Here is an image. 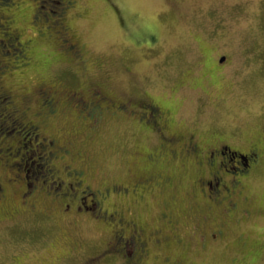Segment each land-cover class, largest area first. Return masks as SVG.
Segmentation results:
<instances>
[{"label":"rangeland","instance_id":"obj_1","mask_svg":"<svg viewBox=\"0 0 264 264\" xmlns=\"http://www.w3.org/2000/svg\"><path fill=\"white\" fill-rule=\"evenodd\" d=\"M50 1L57 18L60 0ZM38 3L0 4V39L8 29L17 32V42H29L27 60L10 55L6 46L0 55V91L11 95L0 110V183L5 188L0 194V264H125L119 255L100 253L111 238L107 221L67 216L47 198L45 192L54 194L48 186L55 177L43 170L44 155L40 159L37 150L35 156L31 151L41 139L33 138L28 124L69 148V155L47 160L64 181H72L64 165L82 169L92 189L126 184L133 167L138 172L136 166L143 164L139 154L160 141L135 122L137 114L105 115L98 131L85 137L91 119L64 102L68 91L86 94L94 81L117 103L148 97L162 103L174 127L181 134L196 133L203 147L220 140L240 151L258 145L261 162L250 174L246 194L262 213L232 219L227 234L206 250L193 240L194 221L186 212L192 194L198 193L191 186L194 165L166 162L153 170L162 169L174 180V189L165 195L179 235L190 239L185 264H264V0H77L67 10L65 23L84 50L82 68L61 56L65 46L56 30L44 28L50 22L43 26L35 18ZM47 7V0H41L43 19L48 18ZM221 55H227L225 62ZM40 86L55 90L58 100L54 114L44 121L33 115L44 107L37 95ZM24 105L30 108L23 119L27 125L17 126L18 131L6 109ZM24 161L28 182L38 180L33 198H21L24 185L17 163ZM165 195L146 192L138 201L112 193L102 206L112 212L122 205L150 236L158 223L167 228L158 220ZM161 251L150 244L145 261L163 264Z\"/></svg>","mask_w":264,"mask_h":264},{"label":"flooded vegetation","instance_id":"obj_2","mask_svg":"<svg viewBox=\"0 0 264 264\" xmlns=\"http://www.w3.org/2000/svg\"><path fill=\"white\" fill-rule=\"evenodd\" d=\"M40 1L36 7L37 10L35 9L37 12L35 18L42 22L43 26L46 22H50L44 28L46 31L56 30L58 35L54 32L55 36H58L65 46V49L60 53L61 56L69 62L78 61L76 64L82 68L79 64L83 60L79 59L81 56L84 57V50L71 33L70 26L65 23L67 10L74 7L73 5L77 0H62L59 3L60 11H58L57 18L50 10V7H52L51 1L47 0L48 18L44 19L39 16V13L42 14L39 9ZM35 18H32V20ZM8 23L9 21H7ZM15 33L17 32L10 30V36H17ZM38 33L39 35L42 34L40 30H38ZM28 47L29 42H26L24 49L27 50ZM221 57L224 58L223 61L225 62L227 55H221ZM51 89V87L40 86L37 90V95L42 99L39 105L44 107L34 111L33 115L39 119L42 118V121L54 114L55 107L58 104V100L54 96L55 90ZM5 90L0 91V102L3 101L4 97L11 98V95ZM45 98H48L46 99L47 104H44ZM25 102L29 101L25 99ZM64 102L66 104L72 103L80 113L83 115L85 113L83 118L91 119L85 137L98 131L101 120L105 115H126L128 118H132L135 117L134 114H137L135 122L160 141L158 147L153 148L151 151H142L143 153L139 154L138 158L143 160V164L136 166L138 172L133 167L128 173L130 175L126 184H111V186L103 189H92L91 186L86 184V174L82 169L64 165L63 171L69 179H72L69 182L62 180L57 175L58 169L50 167L47 160L55 158L58 154L69 155V148L58 145L55 140H51L53 137L50 139L43 137L38 125L31 126L23 123V119L26 118L27 112L30 110L28 105L21 108L14 107L8 113V120L10 118L12 125L21 127L23 123L22 128L24 129L26 124L30 128L33 138L41 139L39 143H35L36 149L31 151L32 156H35L37 150V157L40 159H42L41 155H44L42 159L43 170L47 176L52 174L55 177L48 186L49 189H53L54 194L52 196L49 192H45L47 198H50L51 202L59 208L61 207V211L67 216L71 215V217L79 218L88 215L95 221H107L111 238L105 243V247L100 252L101 254L105 256L119 255V257L124 258L125 264H148L145 260L148 257V248L151 244L159 251L162 250L158 256H162L163 264H185L190 239H184L179 235L175 219L167 210L170 200L167 197L169 194L167 193L166 196L165 191L174 189L172 186L174 180L162 169L153 170V166L158 165L161 167V163H175V165L177 164L183 168L189 163L194 165L195 174L191 186L195 192L197 189L198 193L192 194V198H190L192 202L186 208V212L191 214L194 221L191 232L193 240L203 250H206L210 243L214 244L227 234L226 224L232 219L237 221L248 220L262 213L261 209L256 207L246 194L250 174L257 169L261 162V151L257 144L250 145L245 151L233 149L221 140L214 145H209V147H203L201 142L197 140L201 137L197 136L196 133L190 131L181 134L174 127L171 112L162 103L149 97L144 101H135V103L130 100L125 103H117L110 99L103 92L102 86L95 81L90 84L86 94L81 91H68ZM25 161L22 165L17 163L22 171L21 181L24 190L21 198L23 199L29 196L33 198L37 193V189H39L36 178H31L32 181L28 182L30 177L26 173L28 171L26 166L28 165ZM152 191H157L160 196L165 195V198L161 200L158 220L167 224V228L162 229L158 223L150 236L146 233L144 226L129 215L128 209L127 212L123 210L122 205L116 206L112 212L102 206L103 201L112 193L121 198H129L130 196L142 201L144 194ZM4 192L5 188L0 183V194L3 195ZM26 203L28 202L26 201ZM24 207H27V205H24ZM241 241V238L237 237V243L242 245ZM155 258L158 257L155 256Z\"/></svg>","mask_w":264,"mask_h":264},{"label":"trees","instance_id":"obj_3","mask_svg":"<svg viewBox=\"0 0 264 264\" xmlns=\"http://www.w3.org/2000/svg\"><path fill=\"white\" fill-rule=\"evenodd\" d=\"M9 1H11V0H0V4H3V3H6V2H9ZM61 1L62 0H60V3H61ZM1 16V15H0ZM2 18V17H1ZM0 18V19H1ZM6 22V21H5ZM2 26H3V24H2ZM3 36H2V38L0 39V55H1V57H2V55H3V53L5 52L4 51V48H5V46H6V48L8 49V51L9 52H11L10 53V55H14L15 56V58H22V59H25V60H27V59H29V57L27 56V51L24 49V45H22L20 42H17L16 40H17V37L15 36H10V31H8V29L6 30V32L4 33L3 32V34H2ZM14 41H16V42H14ZM6 50V49H5ZM8 54V53H7ZM29 64V63H28ZM9 98H6V97H4V99H2L3 101L2 102H0L2 105L0 106V110H4V109H2L3 108V104H4V101H7ZM7 102H9V101H7ZM6 103V102H5ZM13 109V107L11 108H7L6 110H7V114H5L6 116H7V119H8V113H10V111ZM0 115H2V114H0ZM2 117H3V115H2ZM12 125V124H11ZM13 127H16L15 128V130H18L19 131V129H18V127H17V125H12ZM2 132V130H1V128H0V133ZM39 173V171H37V174ZM36 177V176H35Z\"/></svg>","mask_w":264,"mask_h":264},{"label":"water","instance_id":"obj_4","mask_svg":"<svg viewBox=\"0 0 264 264\" xmlns=\"http://www.w3.org/2000/svg\"><path fill=\"white\" fill-rule=\"evenodd\" d=\"M224 60V58H222V61Z\"/></svg>","mask_w":264,"mask_h":264}]
</instances>
